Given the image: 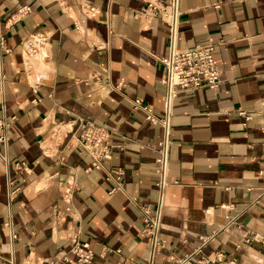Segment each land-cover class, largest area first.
I'll list each match as a JSON object with an SVG mask.
<instances>
[{
    "label": "crops",
    "instance_id": "crops-1",
    "mask_svg": "<svg viewBox=\"0 0 264 264\" xmlns=\"http://www.w3.org/2000/svg\"><path fill=\"white\" fill-rule=\"evenodd\" d=\"M145 4L0 0V264H51L72 238L89 243L93 264H148L140 206L156 207L163 128L133 101L164 114L169 29L135 16ZM182 9L179 47L218 44L222 83L176 101L155 264H264V0ZM79 119L113 131L111 159L93 165L75 138Z\"/></svg>",
    "mask_w": 264,
    "mask_h": 264
},
{
    "label": "built area",
    "instance_id": "built-area-1",
    "mask_svg": "<svg viewBox=\"0 0 264 264\" xmlns=\"http://www.w3.org/2000/svg\"><path fill=\"white\" fill-rule=\"evenodd\" d=\"M112 0H110L111 2ZM145 6L135 11V16L145 20L160 19L164 21L169 29V53L161 61L165 66L166 75L162 82L166 85V93L163 96L164 114L159 117L151 108L143 105L141 99H135L133 105L136 109H143L147 118L154 124L163 128V136L158 144L159 156L157 158L156 182L158 197L155 208L140 206L141 218L144 223L143 233L151 241V251L148 264H155L156 257L164 245L162 237L163 217L166 206V196L170 182L171 148L173 144V120L175 117V105L180 94L203 88L218 89L222 83L221 63L216 58L215 52L218 44L198 43L193 47L181 49L179 38L181 30V17L183 15L182 0H144ZM86 10L93 16L98 10L93 5H87ZM245 114V112H241ZM247 120L250 116L246 117ZM9 124L0 121V130ZM64 127V125H63ZM79 132L75 134L78 145L83 147L92 157L93 165L99 166L106 159H111L115 148L120 147L113 142V131L90 119H79ZM0 141H6V136L1 135ZM5 160L7 158L5 157ZM61 162L65 156H61ZM17 169L25 168L24 163H17ZM26 169V168H25ZM123 170L116 177L120 185ZM75 181H70L64 196L71 199ZM119 188V186H118ZM17 191L10 190L9 198L13 201ZM69 208L58 210L55 213L57 221H61ZM11 226V225H10ZM12 240L17 234L12 230ZM74 255V256H72ZM95 253L89 243H82L78 238H72V245L61 258L53 259L51 264L66 261L69 264H93ZM186 260V259H185ZM2 264H14L13 257L3 258ZM24 264H44L43 260L28 257ZM202 264H206L202 261Z\"/></svg>",
    "mask_w": 264,
    "mask_h": 264
}]
</instances>
